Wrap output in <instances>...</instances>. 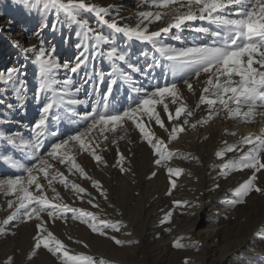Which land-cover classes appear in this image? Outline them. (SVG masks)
Returning a JSON list of instances; mask_svg holds the SVG:
<instances>
[{
    "label": "rangeland",
    "instance_id": "rangeland-1",
    "mask_svg": "<svg viewBox=\"0 0 264 264\" xmlns=\"http://www.w3.org/2000/svg\"><path fill=\"white\" fill-rule=\"evenodd\" d=\"M87 2L108 7L109 23L112 18H116L121 25L134 26L139 20V12L157 10L145 3V0H87ZM80 18L86 19L93 29L100 30L106 35L112 34V30L100 22L94 13L84 10ZM192 24L207 25V22L195 21ZM162 26H166L165 23L157 21L149 25V31L158 30ZM177 35L180 36V40L175 39ZM201 36L188 29L183 31L173 29L167 35L162 34L165 43L176 47L186 45ZM203 38L207 40L206 37ZM41 40L46 49L55 48L54 56L61 65L67 62L74 66L76 58L83 51L82 45L87 47V63L78 72L72 73L62 67L57 70V79L63 81L71 77L72 88H80V92L71 98L84 100L87 99L82 95L84 92H92L94 95L99 92V96H103L107 91L109 74L114 65L105 56H93V40L90 35H84V29L78 23L70 20L62 11L58 12L51 7L49 0H0V71H6L9 67L20 69L16 85L0 83V118L5 121L0 124V130L6 134L28 138L32 125L39 118L40 109L46 102L44 94L39 92L40 76L36 60ZM114 45L130 53L128 62L142 69L140 73H132L135 87L151 91L152 88L147 89L144 84L146 81L154 84L156 73L159 76L158 85L163 86L166 81H171V77L163 72L161 67L154 66L151 69L147 67L152 64L150 43L126 39L123 35L116 34ZM32 46L36 47V51L25 52L26 48ZM108 48L109 45L105 44L101 50L106 52ZM143 53L148 55L144 56ZM115 66L128 70L125 63H118ZM207 75L202 74L199 81H193L192 92L187 90L182 81H177L183 101L194 110L193 116L188 117L192 123L204 119L206 117L204 114L207 115L208 112L206 105L196 108L202 89L206 86ZM20 81L23 82L25 91L22 93V99L18 100L14 87L19 86ZM123 84L131 95L123 104L122 110L128 107V101L129 105H134L142 98V93L132 91V85L118 80L117 84L113 85L110 101L114 94L123 90ZM96 99L89 97L87 104L76 105L75 112L83 114L90 110ZM164 103L168 104L169 111L173 114L175 108L179 106L173 105L170 97H165ZM156 110L160 112L161 118L165 120V125L170 130L163 104L157 105ZM57 114L60 119L57 121L50 116L49 127L53 132L58 131V136L49 137L45 141L42 153L49 150L50 145L57 139L66 138L86 126L85 121L67 108ZM30 115L34 118L31 124ZM184 118L182 116L180 119ZM254 119L261 121L264 117L257 116ZM226 120L230 128L226 135L223 132L218 135L206 131L204 136L194 143L195 145L192 141H186V138L193 136V133L198 135L199 132H204L205 124H197L195 129L190 127L188 133L185 130L176 140L169 142L167 132L154 121H146L148 128L157 137L165 140L168 150L178 153L167 165L183 169L180 176L174 177L176 188L171 187L167 168L155 165L156 157L151 146L143 140L139 130L131 122L115 134L108 133L109 141L101 143L98 152L105 157L106 165L98 164L90 152L73 150L77 163L85 168L89 176L102 182L103 188L107 191V200L99 196L91 181L78 173L69 174L68 165L56 164L58 169L69 177V181L87 188L91 196L95 197L94 202L99 204V208L87 202L89 199L87 195L81 200L70 188L66 189L54 182V187L64 203L95 212L100 219L122 222L126 227L121 228L120 232L116 233L111 229L106 231L109 235H116L122 240H134L137 243L116 245L107 236L93 233L79 220H72L71 213L68 214L69 219L66 221L61 219L54 223L50 221L49 230L63 240L74 253L84 252L97 258L102 257L111 264H264V250H259L264 246V194L253 191L246 197L245 203L229 204L228 201L234 198L235 188L250 177L252 170L244 169L224 174L221 165L229 160L238 159L243 153L236 151L226 153L223 158L216 156V153L226 145L238 144L243 137L251 133L236 136L235 130L240 129V122L229 117ZM262 124L264 126V122ZM261 129L264 130L263 127ZM121 136L124 138L120 139ZM113 139L116 143H111ZM248 147L250 146L244 145L243 151H247ZM120 153L126 157L124 166L130 168L129 172H122L117 165ZM3 156L14 157L28 164L32 162L30 153L0 139V157ZM153 171L157 173L154 177L151 175ZM0 172V179L22 174L4 159H0ZM257 176L258 182L264 185V170ZM41 182L46 184L43 179ZM47 195L52 199L55 193L48 189ZM10 199L14 200L15 197L0 192V220L13 211L7 208V201ZM177 200L187 201L188 204L177 206L174 204ZM168 212H172V218L165 221ZM42 216L45 220H50L46 213ZM37 223L35 220L17 219L9 226L6 235H0V264H6L8 257H13V264H62L59 256L53 255L43 247L36 250L35 256L29 258L37 234ZM242 239L246 241L242 242ZM178 240L187 246L176 247ZM84 244L88 247L85 248ZM227 250H230L229 254L223 257Z\"/></svg>",
    "mask_w": 264,
    "mask_h": 264
},
{
    "label": "snow or ice",
    "instance_id": "snow-or-ice-1",
    "mask_svg": "<svg viewBox=\"0 0 264 264\" xmlns=\"http://www.w3.org/2000/svg\"><path fill=\"white\" fill-rule=\"evenodd\" d=\"M145 3L157 10L139 12V20L132 26L121 25L116 18H112L109 23L110 9L89 3L87 0H49L51 7L58 12L62 11L70 20L78 23L84 29V35L91 36L93 56H105L114 66L109 74L110 82L106 93L94 102L90 110L83 114L76 113L75 106L87 104L88 100L71 98L80 92V88H72L71 77L63 81L57 79V70L62 67L72 73L78 72L87 63L88 49L82 45L83 51L76 58L74 66H70L67 62L61 65L54 56L55 48L46 49L41 40L36 60L40 76L39 92L44 94L46 102L40 109L39 118L32 125L28 138L6 134L5 131L0 130V139L24 149L32 156L30 164L14 157H0L22 173L0 179V192L15 197L14 200L7 201V208L13 211L0 220V235H6L9 226L17 219L38 221L34 247L29 258L35 256L36 250L43 247L53 255L59 256L62 264H111L102 257L97 258L84 252L74 253L63 240L49 230L50 221L52 223L57 219L66 221L69 219V213L72 220H79L93 233L107 236L116 245L137 243L134 240H122L116 235H109L106 231L111 229L113 232H120L121 228L126 227L122 222L100 219L95 212L64 203L54 187V182L63 185L66 189L70 188L81 200L87 195L89 197L87 202L99 208V204L94 202L95 197L91 196L87 188L69 181V177L60 171L56 164L68 165L69 174L78 173L91 181L92 187L98 190L99 196L107 200V191L103 188L102 182L89 176L85 168L77 163L73 150L90 152L98 164L106 165L105 157L98 152L101 143L109 141L108 133L115 134L131 122L139 130L143 140L151 146L156 157L155 165H163L167 168L171 187L176 188L174 177L180 176L183 169L167 165L178 153L168 150L165 140L157 137L148 128L146 121H154L167 132L169 142L176 140L178 135L186 130L185 126L189 125L188 117L193 116L194 110L183 101L178 80L186 85L189 92H192L193 81H199L202 74H208L206 86L203 87L199 102L196 104L197 109L201 105L207 106V117L191 123L192 129H195L197 124H207L221 112L229 118H239L245 122L256 116L264 117V0H145ZM84 10L94 13L100 22L112 30V34L106 35L100 30H95L86 19H81L80 15ZM157 21L164 22L166 26L149 31V25ZM195 21H205L207 25L193 26L192 22ZM173 29L178 31L188 29L204 37L210 36L211 43L201 42L197 37L180 47L167 44L162 34L167 35ZM116 34L123 35L126 39L150 43L152 64L147 67L149 69L154 66L161 67L162 71L171 77V81H166L163 86H154L151 91L135 87L132 73H140L142 69L128 62L130 53L114 45ZM175 39L180 40V36H175ZM105 44L109 45L106 52L101 50L102 45ZM30 51H36V47L25 49V52ZM143 55L147 56L148 53ZM118 63H125L128 70L115 66ZM19 72L20 69L16 67L0 71V83L16 85ZM118 80L132 85L133 92L142 93V98L138 102L123 110L116 108L110 102L113 85H116ZM24 91L23 82L20 81L19 86L14 87L18 100L22 99ZM165 97H170L173 105L179 104L174 114L169 111L168 104L164 103ZM159 104H163V111L167 113L170 130L166 127L160 112L156 110ZM9 107L11 108V105ZM65 108L85 121L86 126L66 138L57 139L50 145L49 150L42 153L45 141L49 137L58 136V131L50 130V116L58 121L60 116L57 113ZM182 116L185 117L183 120L180 119ZM174 121L175 123H172ZM4 122V119L0 118V124ZM111 143H116V140L113 139ZM244 145L250 146L247 151H243ZM236 151L243 154L236 160L223 163L222 172L227 174L230 171L250 169L252 174L235 188L234 198L228 201L231 205L245 203L246 197L253 191L264 194V185L258 182L257 176L261 170H264V130L258 135L243 137L238 144L226 145L216 153V156L223 158L226 153ZM125 160V155L120 153L117 165L122 172H129L130 168L124 166ZM151 175L154 177L157 173L153 171ZM41 179L46 181V184L42 183ZM48 189L55 193L52 199L47 195ZM174 204L185 206L188 202L177 200ZM44 213L50 220L44 219L42 216ZM171 218L172 212H168L164 220L170 221ZM175 246L179 248L187 245L178 240ZM84 247L87 248L88 245L84 244ZM6 264H13V257H8Z\"/></svg>",
    "mask_w": 264,
    "mask_h": 264
},
{
    "label": "bare ground",
    "instance_id": "bare-ground-1",
    "mask_svg": "<svg viewBox=\"0 0 264 264\" xmlns=\"http://www.w3.org/2000/svg\"><path fill=\"white\" fill-rule=\"evenodd\" d=\"M207 38V40L205 41L204 40V38H203V36H201L200 37V40H201V42H208V43H211V37L209 36V37H206ZM155 76H154V81H155V83L154 84H151L150 83V81H146L145 82V84H144V87L145 88H147V89H150L151 90V88H153L155 85L157 86L159 83V76H158V73H156V74H154ZM85 82V81H84ZM152 82V81H151ZM82 95H85V97L88 99L89 97L90 98H92V97H95V98H97V99H99L100 98V96H102V95H100L99 96V92H97L96 93V95H94V93H92V92H88V93H86V92H84V93H82ZM81 95V96H82ZM94 95V96H93ZM130 95H131V93H130ZM129 90L126 88V86L123 84V90L122 91H120V92H117L116 94H114L113 95V97H112V100L110 101L111 102V104H113L116 108H118V109H121L122 110V107H123V104L125 103V101H127L128 99H129ZM96 99V100H97ZM96 100H94V101H96ZM127 106H129V101H128V105ZM203 114V113H202ZM31 117L29 118V120H30V124H31V122H32V120L34 119L33 118V115H30ZM204 116H206L207 117V115H205L204 114ZM205 117V118H206ZM228 116H226L223 112H221L220 113V115L219 116H216V117H214L211 121H209L207 124H205V128H204V132H199L198 133V135H194V133H193V136H191L190 135V138H186V141H188V142H190V141H192L193 142V144L194 143H197V141L202 137V136H204V134L206 133V131H212V132H214L213 134H218L219 135V133H221V132H223L224 134L225 133H227L228 131H229V125L227 124V120H226V118H227ZM257 117V116H256ZM262 117V116H261ZM189 119V118H188ZM237 120H238V122H240V124H241V127H240V129H236L235 131H237V134H236V136H239V135H242V136H245L246 134H248V133H251V135L253 134V135H255L256 133H261V131L263 130V129H261V127H263L264 128V126H263V124H262V122H264L263 120H261V121H259V120H256V119H253V120H249V121H247V122H245V121H242L241 119H239V118H236ZM222 120H226V121H222ZM191 123H192V120H190L189 119V125H186L185 126V129H186V131H187V133H188V131L190 130V125H191ZM257 129V130H256ZM26 130H28L29 131V128L28 127H26ZM257 131V132H256ZM197 132V131H196ZM254 132H256V133H254ZM20 134V133H19ZM197 134V133H196ZM226 135V134H225ZM195 145V144H194ZM3 170V169H2ZM1 173V172H0ZM2 174H3V172H2ZM245 239V238H244ZM244 239H242L241 241L242 242H244V241H246V240H244ZM257 248V247H256ZM233 249V248H232ZM231 250V249H230ZM230 250H227V251H225L224 253H223V257L225 256V255H228L229 254V251ZM259 250L261 251V250H264V246H262L261 247V249L259 248Z\"/></svg>",
    "mask_w": 264,
    "mask_h": 264
}]
</instances>
